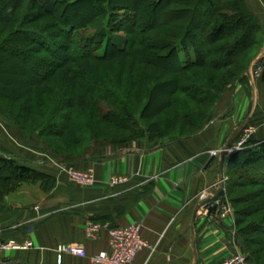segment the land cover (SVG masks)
Masks as SVG:
<instances>
[{
	"label": "rangeland",
	"instance_id": "1",
	"mask_svg": "<svg viewBox=\"0 0 264 264\" xmlns=\"http://www.w3.org/2000/svg\"><path fill=\"white\" fill-rule=\"evenodd\" d=\"M11 1H0V48L1 46L4 47L3 50L0 49V127L6 129L11 124L16 128L25 129L29 136L34 135L40 150V156L34 161L35 164L27 163L34 169L36 178L21 182L19 186L16 183L18 188L10 192L0 203L1 207L6 206L11 209L17 201L24 202L25 205L30 204L32 194L37 189L43 190L44 184L42 185V183L45 180L43 176L47 175V169L51 168L57 173L64 172L65 174L64 169L68 166L79 169L76 167V163L71 165L67 162L76 161L84 154H96L97 151L110 146L118 147L116 137L119 135L130 134L132 137L121 147L137 143L141 148L147 150L163 144L173 145L175 141L179 140L184 143L191 142L188 141L190 139L193 142H199V135L206 142L218 144L219 142L214 138V133L215 131L220 133L222 129L207 128L209 122L216 115L215 109L225 89L237 87L235 86L237 80L243 74H248V61L261 47L258 44L247 48L243 54L237 56L232 66L226 69L223 68V62H226L223 59L218 60V64H216L218 67L209 65L207 67H195L181 74L175 72L176 75L164 69L165 57L173 50V46L167 44L170 39L165 37L164 31L186 27L189 12L178 1L171 6H165L163 4L166 0H152V2H150L151 0H135V4L128 2L125 3L126 6L123 4L119 9L124 6L131 8L133 6V8L142 11L147 10L145 18L141 19V24L148 31L140 33L137 31V25L132 34L125 30L117 31L124 37L134 40V45H136L132 47L131 51L133 52L131 54L114 52L105 59H87L73 64L62 61V64L61 60L55 59L54 56L48 55L45 51L40 50L39 46L33 44V50L28 48V52L34 56L37 55V58H41L42 61L31 62L30 59L26 58L28 55H25L22 56L24 62L20 63V56L9 53L6 48L11 47L10 43L12 42H8L10 33L12 32L14 35L16 31L15 26L17 24L13 19L17 14L25 13L27 3L31 0H20L15 7H12ZM96 4L97 0H78L72 6L73 8H64L65 6L59 5L54 13L57 21L53 16L43 14L31 25L48 37V41L57 42L60 45L71 39L73 43L78 40L84 41L86 36L90 37L91 30L89 28H87L88 30L82 28L73 30L67 39V34L59 29L58 23L65 24L64 19L70 16L72 10L80 14H87L91 5L95 6ZM121 10L115 11L114 15L110 16L113 11L107 8V14L110 18L108 24L129 31L130 21L127 23L124 19V16H129V13H124L125 10ZM107 14L106 17L108 18ZM138 15L140 16L139 12ZM162 15L165 19L161 18ZM171 40L177 41L178 39ZM200 41L201 38H199ZM228 41H232V39L226 38L220 43L227 44ZM152 44L154 46H151ZM73 48L74 46H72L70 53ZM139 49L142 53L138 52ZM58 54L64 55L65 51L58 49ZM208 59H212V56ZM260 67H262V63H260ZM69 69L82 72L81 77L78 76L81 82L99 80L103 86L114 91L118 101L129 104L133 119L138 123L135 124L131 121L124 128L114 126L97 117V109L93 105L87 104V110L83 112L80 109L77 113L75 112L73 118L77 123L74 127L67 129L64 134H47V127L51 123L58 124L53 132L60 133L62 129L61 114H64V109L61 104L70 95L73 96L75 92L76 94H83L82 86L71 82L70 79L73 74H67ZM174 77L179 81L178 85H182L184 88L178 91L174 88V92L169 94L170 90H167V87L164 88L163 84H168L174 80ZM224 82H226L225 86L221 85ZM196 89L204 92L201 98L196 95ZM85 97L87 98V96ZM102 101L98 100L97 103L104 106ZM162 101H164L162 107L157 106L156 109H153L154 105L156 106ZM166 101L168 102L166 103ZM79 103L81 106V102ZM102 109H109V107L106 106ZM84 119H88L90 124L82 125ZM141 130L144 133L137 140L135 135ZM155 131L161 135L150 137V134H155ZM256 131L257 129L255 133ZM30 141V138L27 137L24 145L29 146ZM141 141L142 144H140ZM235 144L236 141L229 147H233ZM224 148L210 150L211 156H213L212 160L215 161L214 169L218 171L220 165L223 174L224 160L230 155L225 153L221 165L220 153ZM213 151H215V155L212 154ZM0 155L7 157L5 151L3 152L1 149ZM4 169L3 164H0V172ZM224 176L222 177L225 191L218 201L226 206V210H221L224 214L221 220L225 224V229L220 227L208 211L206 213L210 218L207 216L206 218L215 222L217 229L214 233L215 237H218L219 235L216 236L217 233L222 230L223 234L220 235V241L227 248L229 255L240 253L248 257V254L243 252L240 246V240L247 239L251 242V251L255 253H253L257 260L255 262L264 264V242H262L264 241V184L258 183L259 180H256L252 175L249 179L241 178L239 172H228ZM221 178L217 176L216 187L218 188L221 185ZM0 212L4 214L5 210L2 209ZM201 217L202 220H198V222H205L204 217ZM199 219L201 218L199 217ZM240 231L242 235L238 234ZM2 233L4 235V229ZM218 263H222V260Z\"/></svg>",
	"mask_w": 264,
	"mask_h": 264
},
{
	"label": "crops",
	"instance_id": "2",
	"mask_svg": "<svg viewBox=\"0 0 264 264\" xmlns=\"http://www.w3.org/2000/svg\"><path fill=\"white\" fill-rule=\"evenodd\" d=\"M244 2L259 20L264 36V3L261 0ZM263 46L251 58L249 66ZM248 69V74L237 80L236 88L225 89L215 109L216 115L209 122L207 128L222 129L220 133L214 130L218 144L206 142L199 135V142L179 140L173 145L163 144L148 150L137 143L104 148L95 154L97 158L76 163L81 170L94 171L96 183L90 187L71 183L64 172L47 169L46 173L53 178V187L45 191L37 189L30 204L17 201L11 214L0 217L5 239L30 240L33 247L5 252L0 264H93L89 258L69 253L57 263L55 253L59 243L84 242L89 255L107 249L106 232L101 233L100 239H85L87 221L108 226L142 222V236L150 248L137 254L136 264L223 262L229 255L220 241L223 232L219 230L216 235L219 236L215 237V222L207 218L214 217L223 230L225 224L215 214L209 216L205 207L197 210L196 207L219 189L217 176L221 178L233 172L224 169L223 174L220 165L216 171L210 150L225 147L246 120V126L257 127L253 140L264 142V59L260 74L254 79ZM254 98L255 108L250 115ZM27 137L31 140L29 146L24 145ZM27 137L11 124L6 129L0 127V149L21 164H35L40 150L34 135ZM113 175H127L129 179L111 187L108 181ZM201 216L205 222H198Z\"/></svg>",
	"mask_w": 264,
	"mask_h": 264
},
{
	"label": "trees",
	"instance_id": "3",
	"mask_svg": "<svg viewBox=\"0 0 264 264\" xmlns=\"http://www.w3.org/2000/svg\"><path fill=\"white\" fill-rule=\"evenodd\" d=\"M76 1L78 0H31V2L27 3V10L25 13L22 15L17 14L13 19L17 25L15 26V34L12 35V32L10 33L8 42L12 43H10L11 47L6 48L8 52L19 55L20 63L24 62L22 56L25 55H28L26 58L30 59L31 62H40L42 61L41 58H37V55H35V57L28 52V48L33 50V46L36 45L48 55L61 60L62 64L63 62L73 64L87 59H105L111 54H114V52H117L118 54H131V52H133L131 51L132 47H135L136 45H134V40L124 37L117 31L125 30L127 33L132 34L135 32L136 25L138 28L137 31H140V33H146L148 31L147 28L141 24L143 18H145L147 10L142 11L141 9L133 8V6L132 8L125 7V3L128 2L135 4V0H102V2L101 0H97V4L95 6L91 5V9L87 14H80L79 12L72 10L70 16L64 19L65 24L58 23L59 29L64 34H67L66 37L68 39L73 30L78 28L86 30L89 28L91 30L90 37L86 36L84 41L78 40L73 43L71 39L68 40L67 43L60 45L57 42L48 41V37L43 35L41 31L32 27L31 24L34 21H37L43 14L53 16L57 21L58 19L54 16L57 6L61 5L65 6L64 8H73L72 6ZM177 1L184 6V9H186L190 15L186 27L167 29L164 31L165 37L170 39L167 44L171 47L173 46V50L165 57L166 65H164V69H166V71L181 74L195 67H207L208 65L211 67H218V65H216L218 64V60L221 61L223 59L226 60V62H223V68L226 69L232 66V63H234L237 56L243 54L247 48L252 45L259 44L262 46L264 44V36L262 34L259 20L249 10L244 0H166L163 5L171 6L172 4H176ZM261 1L264 3V0ZM11 2L13 3L12 7H15L20 0H12ZM150 2H152V0ZM123 4H125V6L119 9ZM107 8L113 11L110 13V16H113L114 12H117V10L122 11L121 9L125 10L124 13H129V16H124V19L127 23L130 21V30L128 31L121 27L117 28L109 25L108 20L110 18L109 14H107ZM138 12L140 13V16L138 15ZM106 14L108 15V18L106 17ZM161 18H164L163 15ZM174 38L178 40H171ZM199 38H201L200 42ZM226 38H231L232 41H228L227 44H221L220 41ZM72 46H74V48L70 53ZM151 46H154V44ZM2 48L4 47L1 46L0 49ZM58 49L65 51V54H58ZM138 52L142 53L140 52V49ZM211 56L212 59L209 60L208 58ZM250 60L248 61V66ZM33 63L35 64V62ZM76 71L77 70L69 69L67 74H73V77L70 79L71 82L73 84L81 85L84 95L79 93L76 94L75 92L73 96L70 95L68 99L61 104L64 109V114H61V122L63 123H61L62 129L60 130V133L53 132L58 124L51 123L47 127V134H64L67 129L74 127L77 123L73 118L75 112L77 113L80 109L84 112L87 110V104L93 105L97 109V117L114 126L124 128L131 121L135 124L138 123L133 119V113L130 112L129 104L127 105L125 102L118 101L114 91L103 86L99 80L81 82L79 77H81L80 74H82V72L80 73L77 71L76 73ZM225 83L226 82L221 83V85L225 86ZM165 84H163V87H167V90H170L169 94L170 92H174V88L176 91L184 88V86L178 85L179 81H177V78L175 77L174 80L168 82L166 85ZM70 86L72 88V85ZM196 93V95L201 98V95H203L204 92L196 89ZM85 96H87V98ZM98 100H103L102 102L109 107V109H102L106 106L99 105L97 103ZM79 102H81V106ZM167 102L168 101H166V103ZM163 103L164 101L160 104L157 103L156 106L154 105L153 109H156L157 106L162 107ZM86 117L91 119L87 115ZM87 124H90V121L84 119V124L82 122V125L86 126ZM21 130L25 136H29L25 129L22 128ZM143 133L144 132L141 130L140 133L135 135V138L139 140L138 138L142 137ZM240 133L236 136L235 141L239 139ZM154 135L159 136L161 133L159 134L158 131H155V134H150V137H155ZM130 136V134L117 136L116 144L121 147L122 144L132 138ZM140 144H142V141ZM5 153L7 154V152ZM94 154L95 153L84 154L76 161H68L67 163L72 165L89 158L95 159L97 156ZM5 156L7 157L0 155V164H3L5 167V169L0 172V203L10 192L18 188L16 187V183L19 186L21 182L31 181V179L36 178V174L32 167L19 163L15 158L8 157V154ZM224 165L226 170H231L233 173L239 172L241 178L249 179L252 175L256 180H259L258 183L264 184V142L253 140L252 135L246 141L243 148L233 152L225 158ZM43 177L45 179L42 183V185L44 184L43 190H47L53 185V178L48 176V174ZM1 206L2 205H0V210L4 209L5 213L1 214L0 212V217L9 215L13 212L10 207ZM238 234L242 235V232L240 231ZM240 242L241 250L248 254V258L254 264H258L256 263L257 260L254 255L255 253L251 251V242L247 239H241Z\"/></svg>",
	"mask_w": 264,
	"mask_h": 264
},
{
	"label": "built area",
	"instance_id": "4",
	"mask_svg": "<svg viewBox=\"0 0 264 264\" xmlns=\"http://www.w3.org/2000/svg\"><path fill=\"white\" fill-rule=\"evenodd\" d=\"M264 59V55L258 56L253 60L252 74L257 77L260 74V63ZM257 127L249 125L241 130L240 137L236 140L233 147L226 148V153L233 152L244 147L246 141L255 133ZM215 155V151L212 152ZM71 183L82 187H90L96 183V177L93 170H79L74 167H66L64 169ZM127 175H113L110 177L108 184L113 187L128 181ZM204 195L201 196L203 198ZM218 209L215 215L219 218L224 216L221 210H226L225 204L217 201ZM142 222H134L125 226H108L94 221H87L84 227V237L87 240L100 239L101 233L108 234L107 249L100 250L94 254L87 253L84 242L80 243H59L56 245L55 253L57 263H60L64 254L69 253L82 258H89L93 264H136L135 259L137 254L144 248H150L142 236ZM0 229V258L11 250H27L33 247L30 240L23 242L15 238H6ZM219 264H254L245 254H230L227 259Z\"/></svg>",
	"mask_w": 264,
	"mask_h": 264
},
{
	"label": "water",
	"instance_id": "5",
	"mask_svg": "<svg viewBox=\"0 0 264 264\" xmlns=\"http://www.w3.org/2000/svg\"><path fill=\"white\" fill-rule=\"evenodd\" d=\"M261 55H264V46L262 47V49L258 53L257 57L261 56ZM252 70H253V62L250 64L248 71H249V74H250L251 78L254 79V76L252 74ZM254 108H255V98H254L252 111H251L250 115L253 114ZM247 123H248V120H246L242 125H240V127H238V129H236V131L233 133L231 138L228 140L225 148L221 151V153H220V163H221V165L223 163L224 156H225V153H226L225 149L228 148L235 141L236 136L246 126ZM224 191L225 190H224V187H223V177H222L221 178V185H220L219 189L216 191V193L213 196L209 197L208 199H205V200L201 201L199 203V205L196 207V210L199 207L203 206L208 211V213L215 214L217 212V209H218L217 201L219 200L220 197H222L224 195Z\"/></svg>",
	"mask_w": 264,
	"mask_h": 264
}]
</instances>
